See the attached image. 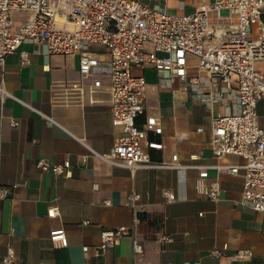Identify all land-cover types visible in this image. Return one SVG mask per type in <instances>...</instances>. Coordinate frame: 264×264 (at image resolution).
Returning a JSON list of instances; mask_svg holds the SVG:
<instances>
[{"label": "crops", "instance_id": "crops-1", "mask_svg": "<svg viewBox=\"0 0 264 264\" xmlns=\"http://www.w3.org/2000/svg\"><path fill=\"white\" fill-rule=\"evenodd\" d=\"M142 1L181 14L211 0ZM89 51L100 67L110 59L103 45H91ZM189 65L185 78H170L148 63L132 68L147 82L145 107L136 123L143 126L149 115L161 122L162 133L149 135L163 143L162 149H150L153 159L169 161L177 154L181 164L208 165L204 183L218 179L222 188L216 201L197 190L199 170L194 167L132 173L95 154L108 151L122 134L112 122L108 73L82 78L77 54H47L44 45L30 41L5 57L0 64V184L18 185L0 200V264L9 246L19 264H264V211L240 202L242 170L233 174L214 166L242 164L244 159L217 157L210 145L212 118L239 108L236 91H224L221 81L197 68L194 57ZM257 66L264 69V61ZM210 92L223 98L211 103ZM261 102L257 112L264 127ZM42 157L69 161V175L40 171L36 163ZM132 189L139 192L151 220L99 252L103 230L134 225L126 204ZM165 190L173 191L175 199L167 200ZM51 207L54 216L48 215ZM56 233L65 235V246L52 240ZM162 234L173 239L160 242ZM134 239L143 245L140 254L133 251ZM215 248L222 250L220 257L210 254ZM241 248L251 249L253 256L235 259L232 255Z\"/></svg>", "mask_w": 264, "mask_h": 264}, {"label": "built area", "instance_id": "built-area-1", "mask_svg": "<svg viewBox=\"0 0 264 264\" xmlns=\"http://www.w3.org/2000/svg\"><path fill=\"white\" fill-rule=\"evenodd\" d=\"M20 10L29 14L13 23V12ZM25 41L41 43L47 54H77L82 78L98 71L108 73L112 122L121 127L122 134L108 151L95 153L100 159L128 168L132 173L145 168L194 167L199 170L197 190L216 201L222 188L218 179L204 183L208 165L181 164L177 154L169 161L153 159L150 149H162L163 143L149 135L162 133L161 122L155 115H149L143 126L136 123L145 107L147 82L143 75L134 74L132 68L148 63L168 73L170 78H185L190 57H194L197 68L211 79L221 81L224 91H236L239 105L235 112L218 113L212 118L210 145L217 157L239 155L244 163L214 166L233 174L242 170L240 202L264 211V127L257 112L258 102H264V69L257 66L264 61V0L205 1L194 12L181 14L156 9L142 0H0V64ZM91 45H103L109 52L110 59L104 67L89 51ZM208 96L211 103L223 98L222 93L216 92ZM36 165L40 171L56 176L70 173L69 161L56 163L42 157ZM17 185L0 184V200L9 197L11 188ZM97 187L93 183V189ZM163 193L167 200L175 199L173 191ZM140 198L139 192L132 189L126 204L132 208L134 225L103 230L99 252L113 247L120 237L133 235L134 226L151 220ZM55 214V207L48 209L49 216ZM172 239V235L162 234L157 240L164 243ZM52 240L66 245L63 233L54 234ZM133 251L136 254L143 251L137 239L133 240ZM210 254L220 257L222 250L215 248ZM232 256L249 259L253 251L241 248ZM1 262L19 264L11 246ZM136 264L146 263L139 260Z\"/></svg>", "mask_w": 264, "mask_h": 264}, {"label": "rangeland", "instance_id": "rangeland-1", "mask_svg": "<svg viewBox=\"0 0 264 264\" xmlns=\"http://www.w3.org/2000/svg\"><path fill=\"white\" fill-rule=\"evenodd\" d=\"M29 14L28 11L20 10V11H15L12 14V22L14 23L15 21L22 20L24 19L27 15ZM262 103V102H261ZM260 113L264 114V107H261L259 109ZM261 124L264 125V116L260 117Z\"/></svg>", "mask_w": 264, "mask_h": 264}]
</instances>
